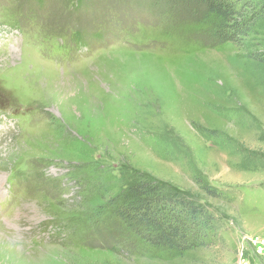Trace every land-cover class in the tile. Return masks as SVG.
<instances>
[{
  "label": "rangeland",
  "instance_id": "rangeland-1",
  "mask_svg": "<svg viewBox=\"0 0 264 264\" xmlns=\"http://www.w3.org/2000/svg\"><path fill=\"white\" fill-rule=\"evenodd\" d=\"M252 5L250 33L214 45L215 18L151 0H0V264H264ZM139 184L198 212L188 249L115 215Z\"/></svg>",
  "mask_w": 264,
  "mask_h": 264
},
{
  "label": "trees",
  "instance_id": "trees-1",
  "mask_svg": "<svg viewBox=\"0 0 264 264\" xmlns=\"http://www.w3.org/2000/svg\"><path fill=\"white\" fill-rule=\"evenodd\" d=\"M164 4L170 11L172 7L184 9L198 21L211 17L217 20L210 32L214 45L237 43L250 33L256 20L249 13L253 9L252 0H151ZM160 190L146 185L128 188V201L116 211V216L128 227L155 247L170 250H186L193 244L191 234L200 233L198 212L186 213L183 204L167 200L159 195ZM209 194L215 196L213 191ZM160 198L162 201H158Z\"/></svg>",
  "mask_w": 264,
  "mask_h": 264
}]
</instances>
